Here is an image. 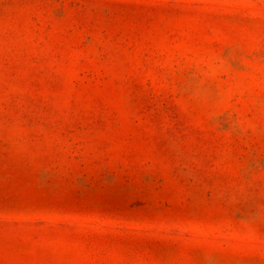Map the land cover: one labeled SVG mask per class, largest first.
<instances>
[{"label":"rangeland","instance_id":"1","mask_svg":"<svg viewBox=\"0 0 264 264\" xmlns=\"http://www.w3.org/2000/svg\"><path fill=\"white\" fill-rule=\"evenodd\" d=\"M0 264H264V0H0Z\"/></svg>","mask_w":264,"mask_h":264}]
</instances>
